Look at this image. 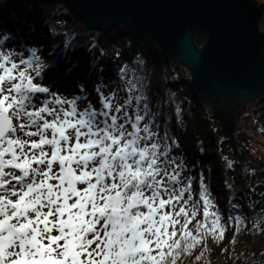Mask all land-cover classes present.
<instances>
[{"label":"snow or ice","instance_id":"6c2138e0","mask_svg":"<svg viewBox=\"0 0 264 264\" xmlns=\"http://www.w3.org/2000/svg\"><path fill=\"white\" fill-rule=\"evenodd\" d=\"M15 23L0 24V264H177L233 221L240 231V216L221 223L203 173L194 190L142 76L121 67L118 89L94 87L95 102L83 83L71 97L53 92L38 82L49 67L39 50L19 46L27 25ZM62 59L71 76L79 65Z\"/></svg>","mask_w":264,"mask_h":264},{"label":"trees","instance_id":"16d2710c","mask_svg":"<svg viewBox=\"0 0 264 264\" xmlns=\"http://www.w3.org/2000/svg\"><path fill=\"white\" fill-rule=\"evenodd\" d=\"M30 7L18 0H0V24L6 28H18L20 25L15 22L24 21L27 27L22 35L18 33L19 44L36 47L44 62L45 37L32 38L31 30L36 25L31 19ZM49 18L63 26L69 37L73 35L70 29L77 21L63 5L52 6ZM259 26L264 32V13ZM90 38L91 56L81 62L90 69L91 80L103 90L111 89L112 92L121 83V67L126 65L133 70L126 79L133 75L142 76L152 109H159L162 113L159 123L180 145L174 155L181 157L187 165L185 175L195 178L194 190H198L196 181L203 173L221 215V223L229 215L243 218L239 232L233 221L223 240L216 242L208 238L206 248L201 245L191 256L182 255L177 264H252L254 259H261L264 231H258L253 225L258 223L264 229V202L260 195L264 193V98L236 112L237 118H248L250 125L237 127L233 134L224 133L219 128L218 119L211 116L210 110L195 93L189 71L173 60L165 61L157 44L149 37L131 35L121 26H115L102 32L88 30L85 42L74 35L72 42L85 47ZM205 40L203 33L194 36L196 45ZM137 57L144 61L143 65L138 64ZM177 106L181 109L179 118L175 111ZM229 161L232 162L231 168L227 166ZM230 204H239V209L232 211ZM201 250L204 256L197 261L195 256Z\"/></svg>","mask_w":264,"mask_h":264},{"label":"water","instance_id":"95a60500","mask_svg":"<svg viewBox=\"0 0 264 264\" xmlns=\"http://www.w3.org/2000/svg\"><path fill=\"white\" fill-rule=\"evenodd\" d=\"M63 5L86 29L121 26L154 41L165 61L190 73L202 104L233 134L236 112L264 98V5L256 0H18ZM206 40L196 45L194 36Z\"/></svg>","mask_w":264,"mask_h":264},{"label":"rangeland","instance_id":"374dc122","mask_svg":"<svg viewBox=\"0 0 264 264\" xmlns=\"http://www.w3.org/2000/svg\"><path fill=\"white\" fill-rule=\"evenodd\" d=\"M259 2L264 3V0H260ZM51 7L52 6L45 5H34L30 7L31 19L34 20V24L36 25V27L31 30L32 38L37 39L44 35V63L49 66L42 74L43 79L38 78V82L48 86L53 92L68 97L78 94L77 85L83 83L86 90L90 93L91 99L95 102L96 94L92 92V89L99 86V84L94 80H91L90 77H92V75L90 69L85 67L81 62L82 59H89L91 56L92 38L88 39V45L86 44L85 47L81 46L80 43L72 42L74 35H77L78 39H81V42H83L88 30L82 24L77 22L70 29L73 35L69 37V32L63 29V26L57 22H52L49 18L51 15ZM66 40L71 41V47L67 50L64 49V42ZM11 46L17 47L15 44ZM19 46L25 48L30 47L24 44H19ZM62 56L70 57L72 63L79 65L71 76L66 77L64 75L66 63L62 59ZM56 66L60 67V70L62 71L61 73L55 71L54 68ZM60 74L62 76H59ZM104 91L107 94L108 92H111V89H105ZM247 125H250L248 118L243 116L237 118L236 115L235 130L237 127L246 128Z\"/></svg>","mask_w":264,"mask_h":264},{"label":"bare ground","instance_id":"6f19581e","mask_svg":"<svg viewBox=\"0 0 264 264\" xmlns=\"http://www.w3.org/2000/svg\"><path fill=\"white\" fill-rule=\"evenodd\" d=\"M54 69H55L56 72H59V73L62 72V71L60 70V67H59V66H56ZM59 76H62V75L60 74Z\"/></svg>","mask_w":264,"mask_h":264}]
</instances>
